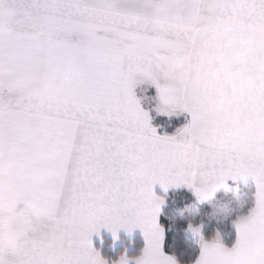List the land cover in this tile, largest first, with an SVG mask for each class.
I'll list each match as a JSON object with an SVG mask.
<instances>
[{"label": "snow or ice", "instance_id": "snow-or-ice-1", "mask_svg": "<svg viewBox=\"0 0 264 264\" xmlns=\"http://www.w3.org/2000/svg\"><path fill=\"white\" fill-rule=\"evenodd\" d=\"M0 264H264V0H0Z\"/></svg>", "mask_w": 264, "mask_h": 264}]
</instances>
